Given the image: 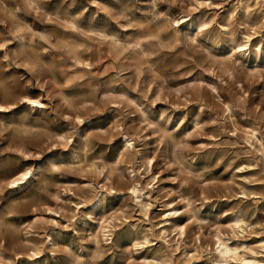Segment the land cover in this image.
Returning <instances> with one entry per match:
<instances>
[{
    "label": "rangeland",
    "instance_id": "obj_1",
    "mask_svg": "<svg viewBox=\"0 0 264 264\" xmlns=\"http://www.w3.org/2000/svg\"><path fill=\"white\" fill-rule=\"evenodd\" d=\"M0 104V264L264 259V0H0Z\"/></svg>",
    "mask_w": 264,
    "mask_h": 264
},
{
    "label": "bare ground",
    "instance_id": "obj_2",
    "mask_svg": "<svg viewBox=\"0 0 264 264\" xmlns=\"http://www.w3.org/2000/svg\"><path fill=\"white\" fill-rule=\"evenodd\" d=\"M20 36L25 39V34H20ZM245 45H246L245 43L235 42L233 48L238 47L240 49H243L245 47ZM89 63L91 64V62H89ZM25 98L31 104H35V103H39L40 105L42 104L41 101L38 99H33L29 96H26ZM0 107H4V106L2 104H0ZM124 134H125L124 138H125L127 146H132L133 145L132 138L127 133H124ZM253 136L257 137L255 130H253ZM253 136H251V137H253ZM251 139H252V142H254L253 138H251ZM260 143H261V145H263L261 140H260ZM36 169L29 168V166H28V167H25V168L19 170L16 173L14 172L15 174L13 173V175L10 176V178L8 179V183H10L12 186H17V185H21V183H23V182H28L30 180V178L33 177V175H36V172H35ZM131 172L133 173L134 170L132 169ZM132 183H133V185L130 187V190L132 193L135 194L136 197L140 196V193H139L140 191L144 192V194H146L147 197L149 196V193L146 190H144V187L141 185L138 178L133 176ZM120 193H122L121 190L117 192V194H120ZM101 199H102L101 196H98V198L96 199V201L94 203L97 205L100 204ZM144 201L145 200L143 198L139 199V203L141 204V206H145L147 208L148 204H147V202L144 203ZM241 212L238 213L233 220H234V225L236 227L244 229V224L246 223V221L244 220ZM180 228H182V225L180 226ZM180 230H182V229H180ZM101 232H102L103 239L106 242L108 240L112 239L113 229L109 223H107L103 226V229ZM145 238H146L145 240H147V242H148L149 238L147 236ZM134 240H135V238H134ZM47 241L50 242L51 244L53 243V237L51 234L47 235ZM233 245H231L229 243L228 238L224 237V235L219 232L218 233V246H217L218 258L216 261H214V264H231L232 263L231 261H239V264H264V259L249 258V257H246L242 254H239V252H238L239 244H238V246L237 245L233 246ZM263 247H264V240H263ZM152 260H153V263H149V264H164V262H165V260L160 258V257H152ZM168 264H171V263H168ZM234 264H237V263L235 262Z\"/></svg>",
    "mask_w": 264,
    "mask_h": 264
}]
</instances>
